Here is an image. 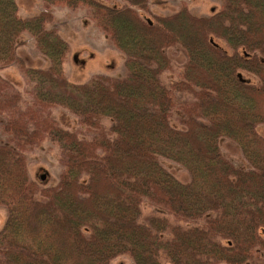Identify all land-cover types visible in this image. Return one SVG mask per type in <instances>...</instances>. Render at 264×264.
Listing matches in <instances>:
<instances>
[{"label":"trees","instance_id":"trees-1","mask_svg":"<svg viewBox=\"0 0 264 264\" xmlns=\"http://www.w3.org/2000/svg\"><path fill=\"white\" fill-rule=\"evenodd\" d=\"M42 1L43 12L23 18L15 0H0V68L17 65L32 84L26 102L0 77L9 137L0 145V264H109L120 255L134 264H264V136L257 132L264 127V0H224L210 18L182 9L155 22L96 0ZM71 2L86 5L125 55L124 77L66 80L68 45L48 28V10ZM23 34L47 69L27 68L16 55ZM171 47L187 61L179 80L165 85ZM55 108L74 115L83 132L59 127ZM176 110L181 129L170 123ZM220 138L238 145L250 169L224 159ZM46 140L58 147L62 171L54 187L41 188L25 154ZM159 158L182 165L190 181L178 182ZM145 201L166 216L143 218Z\"/></svg>","mask_w":264,"mask_h":264},{"label":"rangeland","instance_id":"rangeland-1","mask_svg":"<svg viewBox=\"0 0 264 264\" xmlns=\"http://www.w3.org/2000/svg\"><path fill=\"white\" fill-rule=\"evenodd\" d=\"M103 5L117 8H130L143 20L155 22L156 17L172 16L182 9L196 18H210L219 12L224 0H146L142 6L131 5L125 0H96ZM20 17H33L45 9L42 0H15ZM52 18L48 28L55 29L59 36L67 43L68 53L63 63V72L66 80L71 84L81 85L87 83L95 75H104L112 78H122L126 74L124 62L125 55L117 50L110 39L97 27L89 9L84 4L73 2L64 6H52L48 10ZM213 42L232 55L233 51L226 43L217 37ZM16 55L22 59L24 66L32 69H47L49 61L35 48L34 40L23 34L19 37L15 48ZM172 59L173 72L164 73L161 82L165 85L178 81L187 57L179 47L166 50ZM242 77L251 84L259 85L258 79L247 72L241 73ZM0 77L10 82L19 92L24 101L30 100L32 84L20 72L17 65L0 68ZM183 100H190L189 95L180 96ZM52 118L62 129L72 132H83L78 119L62 108L52 110ZM183 116L176 110L170 120L171 125L181 129ZM105 125L109 122L105 121ZM257 132L264 136V127L258 126ZM9 143V137L2 131L0 122V145ZM218 147L221 155L236 169L248 170L249 164L244 159L238 145L227 138H220ZM27 172L31 181L41 188L54 187L59 180L62 166L59 163V149L50 141H44L39 146L29 149L26 154ZM160 165L170 173L178 182L186 184L190 181L189 172L180 164L165 158H159ZM142 217L151 215L166 216L160 209L145 201L141 206ZM6 218V211L0 207V229ZM109 264H134L127 255L113 258ZM169 264V263H164ZM225 264V263H222Z\"/></svg>","mask_w":264,"mask_h":264}]
</instances>
